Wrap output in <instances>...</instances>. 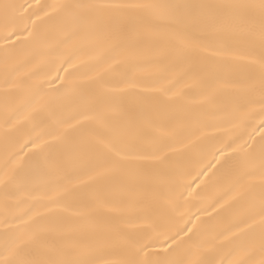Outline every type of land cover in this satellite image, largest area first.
Listing matches in <instances>:
<instances>
[{"label": "snow or ice", "instance_id": "snow-or-ice-1", "mask_svg": "<svg viewBox=\"0 0 264 264\" xmlns=\"http://www.w3.org/2000/svg\"><path fill=\"white\" fill-rule=\"evenodd\" d=\"M0 264H264V0H0Z\"/></svg>", "mask_w": 264, "mask_h": 264}]
</instances>
